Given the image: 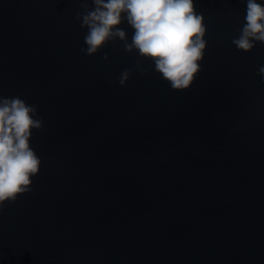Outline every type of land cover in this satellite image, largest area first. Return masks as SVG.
<instances>
[{"label": "water", "instance_id": "obj_1", "mask_svg": "<svg viewBox=\"0 0 264 264\" xmlns=\"http://www.w3.org/2000/svg\"><path fill=\"white\" fill-rule=\"evenodd\" d=\"M194 2L205 57L175 91L120 41L83 55L79 0H0V95L44 121L33 191L0 214V264H264V43L232 44L244 0Z\"/></svg>", "mask_w": 264, "mask_h": 264}, {"label": "clouds", "instance_id": "obj_2", "mask_svg": "<svg viewBox=\"0 0 264 264\" xmlns=\"http://www.w3.org/2000/svg\"><path fill=\"white\" fill-rule=\"evenodd\" d=\"M82 12L75 20L82 29L84 46L80 52L95 56L110 42H121V50L152 62V70L175 91L189 89L201 71L207 47L203 14L194 0H79ZM244 23L232 44L242 52H252L264 43V3L244 0ZM126 21L134 30L129 42L120 27ZM108 60L107 53L103 55ZM136 70L146 75L148 68L139 61ZM133 75L125 68L116 78L121 87ZM264 78V65L258 68ZM44 121L36 106L19 96L0 95V214L7 203L33 191V177L42 161L32 148L33 130H42Z\"/></svg>", "mask_w": 264, "mask_h": 264}]
</instances>
